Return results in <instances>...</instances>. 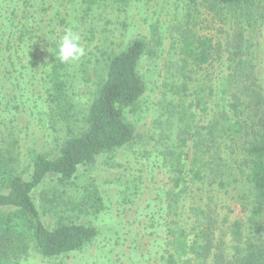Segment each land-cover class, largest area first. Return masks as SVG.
<instances>
[{
	"label": "rangeland",
	"instance_id": "rangeland-1",
	"mask_svg": "<svg viewBox=\"0 0 264 264\" xmlns=\"http://www.w3.org/2000/svg\"><path fill=\"white\" fill-rule=\"evenodd\" d=\"M190 1L0 0V149L15 157L17 171L25 177L31 172L33 154L55 156L69 137L83 131L109 57L137 38L146 39L153 52L145 55L139 66L145 92L138 104L125 112L135 128L133 141L99 155L80 169L75 180L47 181L37 193L46 224L53 226L59 218L84 222L97 228L98 236L81 250L52 259L32 250L19 264H167L165 259L175 252L168 244L173 241L169 235L170 227H175L173 221L190 232L192 208L200 206L202 198L217 217L214 251L220 244L226 255H235L237 246L245 249L247 242L263 240L264 218L254 214L245 177L248 171H240L243 158L237 146L233 154L227 147L222 150L229 170L225 186H202L200 191L191 185L194 193L189 190L178 205L180 210L173 214L168 209L173 189L168 154L175 151L181 155L183 150L191 159L194 147L190 140L188 146L179 148L184 127L181 119L194 112L196 124H206L210 115L202 112V105L193 106L199 101L196 92L205 96L208 87L228 72L226 55L223 63L205 65L202 70L188 59L182 73L185 33L191 29L195 46L202 37L226 45L236 27L226 12L220 20L211 10L212 4H199L193 11ZM190 13L192 17H188ZM21 21L28 22L32 30L23 43L19 41ZM243 25L264 87V18L252 25L246 20ZM69 28L79 34L86 54L77 62L64 63L63 79L72 104L66 120L49 105L48 75L59 40ZM184 82L186 93L181 92ZM182 162L190 168L185 154ZM87 188L98 189L102 211H85ZM236 221L244 235L240 244L232 239Z\"/></svg>",
	"mask_w": 264,
	"mask_h": 264
},
{
	"label": "trees",
	"instance_id": "trees-1",
	"mask_svg": "<svg viewBox=\"0 0 264 264\" xmlns=\"http://www.w3.org/2000/svg\"><path fill=\"white\" fill-rule=\"evenodd\" d=\"M205 2L213 5L211 10L220 20L226 12L236 27L226 45L201 36L195 46L188 29L183 41L182 52L186 57L182 60V73L188 59L202 70L205 65L209 68L223 63L226 55L228 72L208 87L205 96L196 92L199 101L193 106L202 105V112L208 113L211 119L198 125L194 112L181 119L184 127L179 148L188 146L190 140L194 141V147L191 159L185 151L180 153L189 158L190 168L182 162L183 156L175 151L168 154L173 174L168 209L173 214L180 210L178 205L187 197L191 185L200 191L202 186H225L229 170L226 171L228 163L222 150L227 147L233 154L237 146L243 158L240 171L242 174L243 168L248 171L245 177L250 185L254 214L264 218V87L256 72L253 45L243 30L244 21L252 25L263 20L264 0H191L189 4L195 11ZM22 22L21 43L32 32L29 23ZM147 54H153L148 42L137 38L125 50L108 58L105 76L94 94L83 131L69 137L55 156L33 154L29 176L19 173L15 157L0 149V264H19L32 250L46 259L56 258L81 250L98 236V229L84 222L59 218L53 226L46 224L37 193L47 181L75 180L80 169L93 163L99 155L133 141L135 128L127 121L125 112L135 107L145 92L139 66ZM64 69V63L54 55L48 75L51 84L48 102L58 117L67 120L72 104L63 79ZM187 90L188 85L182 83L181 92ZM207 198L212 201L211 197ZM200 202V206L192 208L194 222L190 232L180 229L179 222L173 221L175 227L169 231L173 241L168 244L175 252L165 259L167 264L180 261L183 264H264V235L259 244L249 241L245 249L237 246L235 255H226L220 244L214 251L217 217L210 204L205 203L208 201L202 198ZM83 206L88 214L102 211L98 189H86ZM75 210L82 212L83 209L75 207ZM232 239L237 244L243 243L239 221L233 224Z\"/></svg>",
	"mask_w": 264,
	"mask_h": 264
},
{
	"label": "clouds",
	"instance_id": "clouds-1",
	"mask_svg": "<svg viewBox=\"0 0 264 264\" xmlns=\"http://www.w3.org/2000/svg\"><path fill=\"white\" fill-rule=\"evenodd\" d=\"M85 49L80 45V36L71 28L67 29L58 43L56 59L61 63L77 62L85 55Z\"/></svg>",
	"mask_w": 264,
	"mask_h": 264
}]
</instances>
